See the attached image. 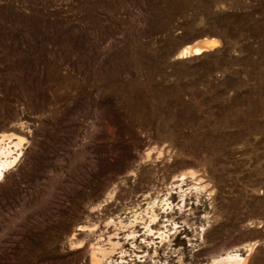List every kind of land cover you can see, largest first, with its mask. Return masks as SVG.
<instances>
[{
    "label": "rangeland",
    "instance_id": "374dc122",
    "mask_svg": "<svg viewBox=\"0 0 264 264\" xmlns=\"http://www.w3.org/2000/svg\"><path fill=\"white\" fill-rule=\"evenodd\" d=\"M0 264H264V0H0Z\"/></svg>",
    "mask_w": 264,
    "mask_h": 264
},
{
    "label": "bare ground",
    "instance_id": "6f19581e",
    "mask_svg": "<svg viewBox=\"0 0 264 264\" xmlns=\"http://www.w3.org/2000/svg\"><path fill=\"white\" fill-rule=\"evenodd\" d=\"M220 43L217 39H202L190 47L182 49L179 56L180 57H189L199 55L203 52L212 50L216 45Z\"/></svg>",
    "mask_w": 264,
    "mask_h": 264
}]
</instances>
